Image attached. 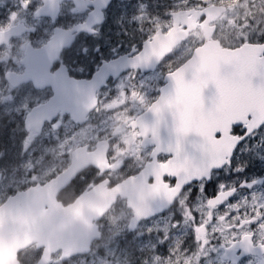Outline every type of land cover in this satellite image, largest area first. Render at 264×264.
Wrapping results in <instances>:
<instances>
[{
	"label": "flooded vegetation",
	"instance_id": "af4514ba",
	"mask_svg": "<svg viewBox=\"0 0 264 264\" xmlns=\"http://www.w3.org/2000/svg\"><path fill=\"white\" fill-rule=\"evenodd\" d=\"M127 1L0 0V206L18 193L44 186L71 166L76 152L80 159L83 151L85 158L103 142L108 147V171L83 169L58 193L56 202L67 207L105 182L104 190L113 191L127 180L129 191L126 198L114 195L113 205L93 223L98 238L86 253L60 261L59 251L51 256V264L76 260L98 264L95 256L112 264H264V129L244 139L229 167L213 171L209 181L183 186L174 197L177 179L172 187L157 179L166 175L171 179L172 175L163 174L159 166L172 156L157 154V147L151 146L155 134L150 119L140 127L136 121L158 100L164 76L182 65L199 43L166 64L190 42L189 35L153 73L128 70L118 78L109 76V63L123 56L135 57L153 34L128 48L118 44V17L126 11L121 7L134 10ZM152 10L160 14L164 9ZM203 21L200 17L197 25ZM262 38L222 45L232 51L242 45L263 44ZM154 74L158 78L150 82L148 77ZM50 96H54L53 101L41 109L29 108L45 103ZM52 124H59V128L52 129ZM86 127L126 130L131 148L127 164H112L111 137L100 139L101 135H96L84 142ZM236 156L240 157L238 162ZM237 166L242 171H237ZM169 192L173 193L171 200ZM230 192L221 203L209 205ZM235 203L239 217L228 224L221 222ZM147 204L155 209L136 222V217L145 213L133 207ZM217 211H222L221 217ZM206 212L211 214L208 221H197L196 216ZM111 216L117 233L110 232L106 221ZM110 251L111 259L107 256ZM42 253L43 248L33 242L9 260L38 264Z\"/></svg>",
	"mask_w": 264,
	"mask_h": 264
},
{
	"label": "water",
	"instance_id": "95a60500",
	"mask_svg": "<svg viewBox=\"0 0 264 264\" xmlns=\"http://www.w3.org/2000/svg\"><path fill=\"white\" fill-rule=\"evenodd\" d=\"M225 12L224 7L212 6L202 11L173 14V26L167 35L157 32L154 37L143 43L142 51L135 58L121 57L109 63L111 68L108 75L113 77L127 70L153 71L176 46L187 39L190 32L197 28L196 20L202 15L205 17L199 25L203 33V45L197 48L182 66L165 76L158 100L136 121L140 127L141 122L150 119L151 122L148 123H151V132L157 136L156 138L154 135L155 144L151 146L157 147L159 150L157 154L172 156V159L160 165L159 169L163 174L176 177L177 187L173 189L174 197L185 185L195 181H209V171L212 173L230 166L226 160L235 147L236 139L222 134L220 136L222 151L218 155H213L200 147L204 142L203 136L195 132L184 134L180 131L182 121L188 124H200L208 130L216 131L230 128L233 122L239 119L247 121L248 124L264 123V109L261 108H257L256 116H253L252 111H245L242 107L217 110L213 104L216 88L212 83L201 89L203 106L198 107L194 103L192 89L198 87L202 81L210 79L213 75L227 80H237L241 73L247 77L250 75L248 71L250 65L256 72V75L251 76L253 88L259 89L264 85V47H262L264 44L242 45L230 51L222 48L218 41L212 39L215 26L209 25L216 22ZM179 25L186 29L180 31ZM71 111L70 113H78ZM140 131L142 132L141 129ZM215 138L213 132V139ZM106 154L107 143L96 144L94 151L85 154V158L83 151L80 159L76 152L71 166L55 179L44 186L18 193L0 206V264H14L13 260L9 259L15 258L17 251L33 242L37 243V248H43L38 264H51V256L59 251L60 261L88 251L90 243L98 238L97 227L93 223L109 210L117 194L126 198L125 194L129 191L128 181L117 185L113 191H105L106 182L101 183L88 193L79 196L67 207L57 203L56 197L83 169L92 167L100 173L108 171ZM217 161L224 166L216 167ZM152 166L154 163L149 167ZM145 170L142 174L147 171ZM230 194L232 192L219 195L215 199L217 202H211L209 205L221 203ZM133 209L145 213L136 217L137 222L149 217L151 214L147 215V213L153 211L155 206L147 204ZM33 225L36 229H33Z\"/></svg>",
	"mask_w": 264,
	"mask_h": 264
},
{
	"label": "rangeland",
	"instance_id": "374dc122",
	"mask_svg": "<svg viewBox=\"0 0 264 264\" xmlns=\"http://www.w3.org/2000/svg\"><path fill=\"white\" fill-rule=\"evenodd\" d=\"M129 0L125 3H129L134 10L121 7V10H126L124 14H119L118 17V44H124L126 48L135 41H139L148 35H151L159 28L166 31L170 28L169 13L178 10H185L190 8L201 9L205 5L222 4L228 8L226 15H224L217 22V31L215 38L221 39L222 42L230 45L240 44L244 41L254 40L260 36L264 40V0ZM151 2L154 6H149L147 3ZM124 3V4H125ZM164 9L160 14L152 10V8L161 7ZM127 10H132L127 13ZM202 36L200 32H196L190 42L184 45L166 64H170L172 60L177 59L182 54H186L192 49V45L195 43H201ZM158 74H154L148 77L150 82L156 81ZM96 135L100 139L111 137L112 149H111V160L112 164L117 165L118 163L127 164V158L131 152L130 148V134L123 130L121 127H101L100 129H94L86 127L84 129V142H89L96 138ZM98 139V138H97ZM254 148L256 146L254 145ZM240 157L236 156L235 161L238 162ZM239 168L238 166L235 167ZM231 175V174H230ZM230 209V208H229ZM237 203H235L230 209V215L223 214L225 219L221 222L225 224L233 222L237 216ZM222 211H217L219 217H221ZM211 214L206 212L203 215H197L196 219L199 222L208 221L207 217L210 218ZM219 217H216L219 219ZM108 226L110 227L111 233H117L115 231V220L114 217L107 218ZM111 228H114L111 231ZM182 232L185 231V226L182 227ZM112 251L107 253L109 259L112 258ZM95 263L98 264H112L111 261H107L105 258L101 259L98 256L94 257ZM71 264H94L92 261L88 263L76 260Z\"/></svg>",
	"mask_w": 264,
	"mask_h": 264
},
{
	"label": "snow or ice",
	"instance_id": "6c2138e0",
	"mask_svg": "<svg viewBox=\"0 0 264 264\" xmlns=\"http://www.w3.org/2000/svg\"><path fill=\"white\" fill-rule=\"evenodd\" d=\"M262 47H264V45H262ZM248 71L250 75L245 77V75L241 73L240 78L237 80H227L213 75L210 79L202 81L198 87L192 89L194 103L198 107L203 106L200 96L201 89L206 87L209 83H212L216 88V95L213 97V104L217 110H227L234 107H242L245 111H252L253 116H256L257 108L264 109V91H261V89H264V85H261L259 89H254L252 86L251 76L256 75V72L252 65L249 66ZM50 97L51 99L46 98L45 103L29 105V108L32 111L41 109L44 105L53 101L54 96ZM51 127L52 129H57L59 128V124H52ZM259 129H264V123L256 124L254 122L253 124H248V122L243 119L236 120L233 122L230 128L226 127L222 131H216L215 129L208 130L202 127L200 124H188L187 122L183 121L180 127V131L184 134H187L188 132H195L197 135L203 136L204 142L200 145V147L213 155H218L222 151V144L220 143V136L222 134L225 136L235 137V147L232 148V153L228 155L226 160L228 165L233 163L232 156L236 147L242 144L246 137L252 136L253 132H257ZM213 132H215V139H213ZM261 146H264V140L261 141ZM215 166L223 167L224 164L217 161ZM237 171H242V169H237ZM210 173L211 172L209 171V179ZM157 179H164L165 185L167 187H172V185H174L176 182L175 176H172L170 180L168 179L167 175L163 178L158 177ZM167 195L171 200L173 193L169 192Z\"/></svg>",
	"mask_w": 264,
	"mask_h": 264
},
{
	"label": "bare ground",
	"instance_id": "6f19581e",
	"mask_svg": "<svg viewBox=\"0 0 264 264\" xmlns=\"http://www.w3.org/2000/svg\"><path fill=\"white\" fill-rule=\"evenodd\" d=\"M165 58H166V57H165ZM165 58H164V59H165ZM164 59H163V60H164ZM163 60H162V61H163Z\"/></svg>",
	"mask_w": 264,
	"mask_h": 264
}]
</instances>
